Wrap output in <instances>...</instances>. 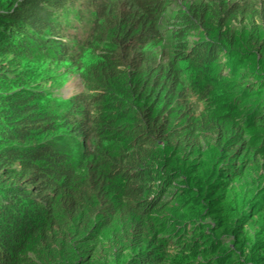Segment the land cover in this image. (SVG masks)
Returning <instances> with one entry per match:
<instances>
[{
  "label": "trees",
  "instance_id": "16d2710c",
  "mask_svg": "<svg viewBox=\"0 0 264 264\" xmlns=\"http://www.w3.org/2000/svg\"><path fill=\"white\" fill-rule=\"evenodd\" d=\"M166 2L0 0V264H264V0Z\"/></svg>",
  "mask_w": 264,
  "mask_h": 264
},
{
  "label": "rangeland",
  "instance_id": "374dc122",
  "mask_svg": "<svg viewBox=\"0 0 264 264\" xmlns=\"http://www.w3.org/2000/svg\"><path fill=\"white\" fill-rule=\"evenodd\" d=\"M208 3V0H167L166 2V11L163 12L160 15V21L158 23L160 29L162 30L163 37L162 40L156 42L152 47L151 51L156 55V57L164 56L166 54V57H169V54L172 55L173 53V36H172V30L173 27L176 24V17L178 15V12L183 9L185 11H190V7L194 8L197 5H205ZM249 25V24H248ZM246 26V21H242V19L239 16H233L231 19L227 20V25L224 28V30H228L231 32L232 36H236L238 33L243 32L244 27ZM80 34V33H79ZM186 40L189 42H193L195 40L194 36H187ZM98 54H94L93 51H88L86 56L82 58V62L84 66L91 65L94 61H96ZM0 57L2 59L5 56H2L0 54ZM264 57V55H263ZM256 58L260 59V56L257 54ZM81 60V59H80ZM224 61V60H221ZM255 61H257L255 59ZM38 62L40 64H43V61H39L37 57L33 58L31 60V69H35V67H38ZM242 65H247L248 68L254 69L255 65L253 63H244ZM50 70V69H49ZM72 69L70 66H67L66 64H53L52 74H54V78L56 79L51 85H48V89L50 88V92L55 97H60L63 99H69L73 95H76L77 93H80L83 91L84 86L82 85L79 78H77V75L68 76L65 72H70ZM243 73V72H242ZM236 76V73L234 74ZM182 78L189 81V74L188 72L182 71ZM48 84V83H47ZM212 90V89H211ZM214 90H218V88H215ZM255 97L250 96V98H254V101L249 100V103L252 102V104L260 105L261 108H264V90L260 93H256L254 95ZM199 107H197V114L201 112L202 103L198 104ZM264 134V131H263ZM263 155H261L258 159V173H262L264 175V152H261ZM172 255L176 257V259H179V253L178 252H171ZM167 264H173L172 261H168Z\"/></svg>",
  "mask_w": 264,
  "mask_h": 264
}]
</instances>
